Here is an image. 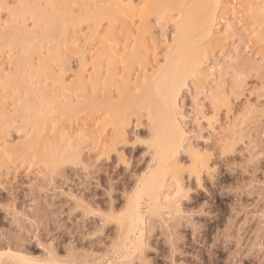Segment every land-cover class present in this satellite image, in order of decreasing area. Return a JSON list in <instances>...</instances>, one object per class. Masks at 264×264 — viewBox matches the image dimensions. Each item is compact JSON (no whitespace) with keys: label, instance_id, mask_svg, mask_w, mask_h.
<instances>
[{"label":"rangeland","instance_id":"1","mask_svg":"<svg viewBox=\"0 0 264 264\" xmlns=\"http://www.w3.org/2000/svg\"><path fill=\"white\" fill-rule=\"evenodd\" d=\"M101 1L64 0L66 2L64 8L66 6L69 7L70 9L66 10L79 17V15L84 16L87 14L85 12L89 9L87 10L86 7L92 8L96 3L98 6L100 5L98 2L102 3ZM151 1L153 0H149V2ZM159 1L157 0V2ZM222 1L230 9L228 14L232 11L230 7L232 4H241L248 1L251 4L254 2L255 5L257 2L256 0H253V2L250 0ZM91 2L94 6L90 5ZM154 2L156 3V1ZM9 3L11 5H19V8L22 7L21 9H25V6L30 9L34 5V8L38 6L45 8L46 0H9ZM146 3L148 2L146 1ZM133 4L140 5L143 3H141V0H133ZM73 5L76 7H73ZM49 8L52 7L50 6ZM51 10H53L52 14L55 10L54 16L61 11L59 7ZM137 10L140 12L139 9ZM6 11L0 12V38L4 40H2V44L9 39L7 37L5 40V35L1 37L3 36L1 35L2 28H7L8 26L9 29L13 27V29L10 28L8 31H15L16 26H10V21L13 25L16 24L19 27L18 22H14V18L8 15L9 11L7 13ZM138 11L135 10L133 15L136 12L137 14L132 19L130 17V20L127 18L128 22L132 23L129 25L131 29H128L131 31L144 27L139 30L144 35L141 34L143 37L142 42L144 43L142 47L146 48L145 52L147 55L146 53L145 55L148 58L146 59V64L148 65V67L146 65V69L150 70L151 73L152 69L156 70L158 67H164V62L167 60L166 54H168L176 40V30L173 27L174 23L171 20L170 13L166 15L167 17L170 16V19L168 18L167 31L158 29L155 31L146 30L145 26H141L143 24L140 23L142 18L138 19ZM83 13L85 14L82 15ZM61 14H64V19L65 13L61 12ZM219 14V22L216 23L215 27L217 32L215 40L212 46L209 47L208 55L204 58L202 64V72L203 74L205 73L203 80L206 81L202 80L200 86L197 80L195 81L198 84L193 78H189L178 97V106L181 114L179 123L184 132L185 141L183 148L179 152L180 154H178L179 156L176 158L177 171L173 180L177 182L174 183L173 180L168 182L169 191L167 190L165 193L167 197L161 195V197L163 196L161 205L155 214L147 213L145 201H142L143 235L138 245L139 248L136 250H132L136 241L132 235L131 237L126 235L127 226L123 224L124 221L121 216L127 207L129 199L139 185V181L149 172L150 167L154 165L152 143L155 138L152 132L153 125L149 123L147 116L144 117L146 115V113L142 112L144 108L140 112L137 110L139 112L138 115L136 114V108L130 105L131 102L128 103L135 110H131L132 112L134 111L132 113L126 110L127 107L124 109V113L129 119L125 120L127 123H125V127L123 126V129H125L124 136H119L118 139L114 135L112 136V126L107 122L106 126L103 127L104 135L102 134V139L98 142L101 147L98 144L94 145L96 138L93 135H89L91 138L87 135V130L92 128L94 124L89 126L88 119L86 118L87 122L84 121L80 118L82 115L78 118L79 114L76 116V120L77 118L78 120H75L77 123L75 121L68 123V119L64 120V114L62 116H60L61 114L57 115L59 119L63 117L62 122H60V119L59 122L56 121L54 123L56 125L58 122V128H56L57 126L54 127L55 125L53 126L52 123L51 126H53L52 129L56 128L55 130L60 135V139L52 136L53 133L51 132L53 131H49L51 129L50 125L45 128L48 135L45 131L41 133L43 129L37 124L40 122L35 124L32 121L30 122L34 125L33 129H35V132L37 131L36 129H41L38 130V134L34 133L32 129L29 131L26 123L24 124L27 130H22L24 127H22L23 123L21 122L19 125L22 129L19 125L17 126L22 131H17L14 128L16 125H13V123L9 127L8 122L19 123V119H23V117L19 118V116L14 114L19 112L18 109L20 108L17 107L25 102L19 101V97L23 98L25 94L23 95L21 91L20 94L16 93L18 92L15 89L16 84H14L12 89L13 84L7 86L9 89L5 88L7 83H5L6 85L3 83L4 87L0 80V118L3 116L0 119L1 264H30L26 260L23 261L22 258L26 257L28 260L46 261L56 264H132V261H135V264H261V261H264V251H262L264 249V40L255 44L256 41L250 31L253 27L250 29L249 26L252 23L247 20V23H245L246 28L241 34H237V39L234 43L232 35L230 33L225 34L228 33V30L226 32L227 27H223L227 25L228 14L223 15L222 12H219ZM25 15V20L22 19L24 22L21 17L19 24L22 21L24 28L26 26L27 30L29 28L33 30V20L27 14ZM59 16L55 18L61 21L62 15L60 16L61 19ZM172 17H174V13ZM62 22H60L61 25L57 22L60 25V29L57 27V30H59L58 33L61 30V34L68 26L67 24L62 25ZM248 22L251 24H248ZM87 24H84V26L86 27ZM104 25L106 26V23ZM20 26L22 27V25ZM35 27L38 28V26ZM85 27L82 26L84 33L80 32V42L82 35L86 34L87 27ZM222 27L223 31H220ZM254 27L256 28V26ZM257 28L259 29L258 26ZM261 28L259 29L260 31L257 30L260 33L261 31L264 32ZM38 29L42 31V28ZM38 29H36L37 32ZM247 29L250 30L248 31ZM3 30L6 35L9 34L6 31L7 29ZM137 30L132 32L136 34ZM55 33H57L56 30L51 35L54 36ZM58 33V37L55 35L57 40L62 37ZM13 34L14 32L11 35L13 36ZM11 35L9 36L10 40L14 38L18 41L21 40L19 39L20 37L14 36L12 38ZM141 35L139 34L137 37L134 35V38L136 39ZM241 35L243 36V43L240 39ZM55 37L54 40L56 41ZM251 37L253 40H251ZM17 40L16 42H14L15 39L10 41L13 43H11L12 47H10V42L7 41L10 46H5L8 44L6 43L3 46L4 48L6 47L4 52L2 51L3 49L1 50L2 53L0 52V79L7 77L9 80V77L14 78L13 75L15 73L20 76L24 73L22 81L25 83L26 79L25 85L28 87L27 80L28 82L31 79L35 80L33 79V74L36 73L30 71L34 70L36 72L37 69L35 68H37L36 65L38 66V57L40 56L38 54V57H36V54L35 56L33 54L30 55V58L32 56L31 63H34L33 65L35 66L33 70H30L28 68L30 65L28 66L26 60L28 56L25 58L23 53L24 51L26 52L24 44L23 46L21 45L23 51L19 46L20 44H18L21 41L18 42ZM121 40L120 43L122 45H120L123 46L124 42ZM15 43L18 44L16 45L17 47H15ZM92 43H94L93 45L96 44L95 41ZM81 45L83 44L81 43ZM93 45L89 46L91 49L88 47L87 51L84 46L85 53L83 54H80V52H83V47L74 48L75 50L79 48V53L73 49L66 52L64 63L62 62L60 65L51 63L49 71L53 74L50 75L58 74L57 76H60L61 81L67 85L70 84V88L76 87L72 83L74 84L78 81L77 76L79 75L78 77H80V72L88 75L92 71L88 59L90 58L91 61V57L94 58ZM23 58L26 61H22L27 64L19 62V66L17 63L19 69L16 70L14 68L16 65L14 64ZM81 62L86 64L85 68H89L87 70L91 68V71H88L89 73H87V70L82 69ZM61 64L63 65L61 66ZM20 69L21 71L23 70L21 74L19 73ZM133 69L130 74H127L129 71L126 72L128 77L129 75L131 76L129 77L131 80L133 78L132 82L129 81L131 84L140 73L139 69ZM41 76L45 77V75ZM206 77L207 79H205ZM46 78L48 77L46 76ZM46 78H40L41 82L44 79L46 81L44 80L39 84V86L42 85L43 88H46L44 93L46 90L49 92L54 89L50 87L52 84L50 78ZM218 78L219 80H217ZM15 80L18 82L17 79ZM9 81H7L8 84ZM16 81L15 83H17ZM11 82L14 83L13 80ZM48 83L50 84L49 87ZM64 83L60 84L64 86ZM214 83L217 87L214 86ZM53 84L57 85V83ZM211 84L212 86H210ZM128 85L130 86V84ZM42 86L38 88L41 89ZM74 87L73 90L75 89ZM57 88H61V85ZM220 88L224 90L223 94ZM5 89L8 91H5ZM215 89L216 92L220 91L222 94L220 95L219 93L222 100L219 99V102L217 99L214 104L209 97V92L212 90L214 93ZM73 90L69 93L71 94L69 96L73 98V100H70H77V103L79 102V94L74 92V97ZM113 93L112 91V95ZM115 93L117 92L115 91ZM53 94L49 96H53ZM113 96L116 95L114 94ZM29 98L30 96H28V100ZM76 103L74 102L73 104ZM23 106L25 107V105ZM131 107L129 108L132 109ZM8 115L10 117L14 115L19 119L17 118V120L13 117L11 121ZM4 117H6V121L8 120V124H6ZM2 119L3 121H1ZM23 120L26 121V119ZM23 120L22 122H24ZM71 120H74V118ZM64 121L67 122L65 123ZM41 123L40 126H42ZM47 124L45 125L47 126ZM85 126H87V129ZM97 129L95 128L91 132L94 131L95 133ZM39 133L40 136L44 133L47 136L43 138L44 140L41 139L42 142H38L42 143V145H34L31 148L33 151L28 149L27 152L25 147L29 144L31 145L33 141L36 143L34 139L39 137ZM35 134L38 137H35ZM92 136L95 138L94 140ZM50 137L58 138L59 141H53ZM112 137L115 139L113 142L111 141ZM31 138L33 141H29L30 143L28 144V139ZM49 139H51V144L48 142ZM44 141H47V145L43 143ZM53 144H56V146ZM53 147L56 149V156L54 153L52 154ZM19 148L20 150L22 148L25 149V154L26 152L30 154L27 156L21 150V153L25 155L24 158L21 153L19 154ZM70 148L77 149L76 152L79 153L78 160L71 159L73 150ZM15 150L22 158L16 156L17 154L15 155ZM48 154L55 157H48ZM58 154L61 158L58 157ZM41 156L43 159L46 156L47 159L45 158L43 161ZM62 156L71 157L62 159ZM56 157L60 160H57ZM46 160L47 162H45ZM120 218L123 222H121ZM18 257L20 258L19 261Z\"/></svg>","mask_w":264,"mask_h":264},{"label":"bare ground","instance_id":"2","mask_svg":"<svg viewBox=\"0 0 264 264\" xmlns=\"http://www.w3.org/2000/svg\"><path fill=\"white\" fill-rule=\"evenodd\" d=\"M146 1L148 3H151V2L153 3V1H156V3L155 2L154 3L160 4V5H191V7H174V8L161 7L158 9L160 14L163 16H166V15H168L167 13H170L169 15L171 16V20H173V23H174L173 27H175V30H176V34H175L176 40L174 41L175 43H173V45L171 46L168 54L165 53L167 55V60L165 59L166 62H164L165 63L164 67H158L156 70L152 69L153 71L151 70V73H150V70L148 71L146 69V65H147L146 59H148L146 56L147 53L145 52L146 48L144 47L145 48L144 49L142 47V44L144 46V43L142 42L143 41V37H142L143 32H141L140 30H142L144 27H142L141 29L137 28L138 30L137 29L136 30L138 32H136V34L133 33L136 30L130 31L131 27L129 25H131L132 23L130 22L131 23L130 24L128 21L130 20V18L132 19L133 16L135 17L137 12H136V14L133 15L135 10L127 8V5L133 4V0H102L101 1L102 3L98 2V4H100V5L97 6V3L95 4L96 7L94 5H92L93 3L91 2L90 5H92L94 7H92V8L86 7L87 10L89 9L88 11L85 12L87 14L83 13L82 15H84V14L85 15L84 16L79 15V17H78V15L76 16V14H74V13H69V11L66 10L69 7H67L66 5H65L66 8H64V4H66V2H64V0L63 1L62 0H46V3L44 5L45 8H42L43 6L42 7L38 6V7L34 8L35 5L31 6L33 8H30V9H28L27 6H25L26 7L25 9L24 8L21 9L22 7H20V8L15 7L12 9L11 12H9L8 15H11L12 18H14V20H13L14 22H16V23L18 22L17 24L19 27H17L16 24L13 25L12 22L9 20L10 21L9 23H11L9 25L10 26L11 25L16 26V28H15L16 30L15 31L10 30L11 32H9L8 30L10 28L13 29V27H10V26H9L10 27L9 29L7 26V28H2V30H1L2 31L1 35H3L1 37H4V35H5V38H4L5 40L8 37L9 38V39H7L8 42L13 41L14 39H15L14 42H16V40H17L16 38L10 40V37H9L13 32H14L13 36L11 35L12 38L14 36L17 38L20 37L19 39H21L20 41L22 44L21 43H18V44H20L19 46L21 47L22 50H23L22 46L24 44V48L26 49V52L23 50L24 51L23 53L25 54V58L28 56L27 57L28 59L26 58V60L28 62V66L29 65L31 66V67L30 66L28 67L30 70H33L35 67L33 65L34 63H31L32 56L30 58V55L33 54L35 56V54H36V57L40 56V57H38L39 58L38 63H37L38 66L35 63V65L37 67V68H35V69H37L36 72H34V70L30 71V72L36 73L37 75L33 74V73L32 74L34 77L35 76H37V77L34 78L32 76L33 79H35V80H32L30 77L31 81H29V82L27 80V83H28L27 85H28V87H30L29 89L25 85L26 79H25V83H23L24 81H22V78L24 77L23 76L24 73L22 72L23 70L21 71V69L19 70L20 74L23 73L21 76L18 75V73L17 74L15 73L13 75L14 78L12 76H11L12 78L9 77V80L10 79H11V81L13 80L14 83L9 81L7 77H5V79H3V77H2V79H0L2 82V86L5 83H7V85L5 84L6 87L4 85L5 88H7L8 85L10 86L11 84H13L11 87V89H12V88H14L13 87L14 84H16L15 89H17V91H18L16 93L20 94V91H21V92H23V95L25 94L24 95L25 97H23V98L19 97V101L21 100V102H23V101H25V102H23V104L21 103L22 105L20 104L21 107L20 106L17 107V105H16V107L20 108V109H18L19 112H17L14 115L19 116V118L23 117V119H26V121L27 122L29 121V122L27 124V122L24 121L22 118L21 119L24 122H22L21 119H19L18 117L14 116V115L11 117L8 115L11 118V121L13 120L12 119L13 117L15 119H17V118L19 119V123L17 122L18 124L16 122H10L9 121L8 122L10 124L9 125L7 123V121L10 119L6 116L8 118V120L6 121V117H4L5 122H6V124H8L9 127H11V124L14 123L13 125H16V127H14V128H16L17 131H20L22 129V127H24V129H22V130L28 129L30 131L32 129V131L34 130V133L38 134V130L43 129V130H41V133H43L44 131L46 132L47 129H45V128H48V125L51 126L53 124V126H54L55 125L54 123H56V121L59 122V120L61 119V118L59 119V117L57 116L59 114H61L60 116H62L64 114L63 117L64 116L66 117V118L64 117V120L68 119L69 120V121L67 120L68 123L70 121L73 123V121L76 120V116L79 114L78 118L82 115V117H80L81 119H83L84 121H86L88 119V122L90 123L89 126H92V124H94L93 127H95V125H98L95 127L96 129L98 128L97 130H95L96 131L95 133H94V131L91 132L92 130L95 129L93 127H92L93 129L88 127L89 129L87 130L88 136L93 135L96 138L95 139L92 136L93 140L95 139L94 142H96L94 145H96L102 139L103 127L106 126L105 124H107V122H108V124H110L112 126V132H113V134L111 133L112 136L114 135L115 138L117 137V139H118L119 136L123 135L124 130H125V129H123V126L125 125V123H127V121H125V120L129 119V118H127L128 116L124 113V109L126 107L128 108V109L126 108V110H128V111L135 110L133 108V107H135L136 111L138 110L139 112L144 108V111H142L143 113H146V115H144V117L147 116L149 123H151L153 125V128H152V126H151V128H152V132H153V137L155 138L153 143H152L153 144L152 147L154 148L153 149L154 150L153 151L154 152L153 153V157H154V159H153L154 163L153 164L154 165H152L150 167L149 172L139 181V185L135 189L133 196L129 199V201L127 203V207H126L123 215L121 216L122 220L124 221L123 224H126V226H127L126 235H128L130 237L132 235L134 237V240L136 241V242H134L135 244H133L132 250H136L139 248L138 245L141 242V238L143 235L144 218H143L142 212H141L142 201L143 200L145 201L147 213H149V214L152 213V215L155 214V212L157 210H159L158 208L161 205L160 203H161L162 197H163V196L161 197V195H165V196L167 195L165 193L169 189L168 188L169 187L168 182L172 181L175 178V173L177 171L176 170V167H177L176 166V160H177L176 158H177V156H179L178 154H180L179 152L183 148V144L185 141L184 132L182 131L181 125L179 123L180 122L179 119L181 118V114L179 111L180 108L178 106L179 105L178 104V97H179V94L181 93V89L183 88V86H185V84L189 78L190 79L193 78L194 81L197 80L201 86V84H202L201 81L203 80L204 74H205V73L203 74V72H202L203 60H204V58L207 57L208 49L210 46H212V43L216 37L217 32L215 30V27L217 24H212L211 21H208L207 25L205 24V21L207 20L209 13L215 11V8L204 9V8L198 7V5L209 4V3L215 5L218 3L221 5V7L219 8V12H222L223 15L228 14L230 12L229 11L230 9L227 7V5H225V3L223 4L222 0H164V1L158 0L159 2H157V0H153L151 2H149V0H146ZM146 1L141 0V3L145 4ZM250 1L253 2V0H250ZM256 1L257 2L255 3V5H259L260 0H256ZM0 3L6 4V5H11V3H9V0H0ZM53 4L57 5V7H59V10L61 9L60 13L59 14L57 13L60 16L62 15L61 21H58L57 18H55V17H58V15H55V16L53 15L55 10L52 14L53 10H51L52 8H49ZM244 4H251V3H249L247 1V2H244ZM36 5H39V4H36ZM109 5L111 7H108ZM140 5H142V4H140ZM253 5H254V2H253ZM6 10L7 9H5L4 11H6ZM7 11H6V13H7ZM56 11H58V10H56ZM136 11H138V10L136 9ZM61 12L65 13V15H66V16H64V19H63L64 14H61ZM140 12L138 11V13H139L138 19L142 18V14ZM175 12H177V13L175 14ZM253 12H254V14H253L252 18L248 19V21H250L252 24L250 22H248V24H251V25H249L250 29L252 27L254 28V29L252 28L253 31L250 29L249 30L252 32L253 38L256 41L255 44H257V43L263 42V40H264V34L263 33L264 32H262V31H261V33L259 32L260 27H262V22H261V20L259 21L260 18H259L258 8L254 9ZM24 13L27 14L29 16V18H31L33 20V24H32L33 30H32V28H31V30H30V28H29V30H27L26 26L24 28V26L22 24V21L24 22V20L26 18V15ZM67 13H69L70 15ZM173 13H174V17H172ZM131 15H132V17H131ZM60 16H59V18H60ZM170 16H168L167 18H169ZM20 18H21V20L22 19H24V20L20 21L21 23L19 24ZM56 21L59 22V24H60V22L63 21L64 23L62 22V25H64V24L68 25L67 27L64 26L66 28H65V31L62 32V34H61V30H60V33H58L59 30H57V27H58V29H60L61 24L59 25ZM133 21H134V19H133ZM141 21H142V19H141ZM68 22H70V23H68ZM87 23H89V24H87ZM105 23H106V26L104 25ZM140 23H143V22H140ZM246 23H247V20H246ZM56 24H58V25H56ZM84 24L88 25V26L86 25L88 32H86L87 30L85 31L83 28V30L85 31L86 34L82 35L81 42H80L79 41L80 40L79 38L81 37L80 32L84 33L82 31V26L85 27ZM20 25H22V27ZM118 25H120V26L118 27ZM35 26H38V28H42V31H40V29L36 28ZM55 26H56V28H55ZM141 26H144V25L141 24ZM254 26H256V28L258 26L259 29L258 28L256 29ZM34 27H35V29H34ZM139 27H140V25H139ZM223 27H227V25L223 26ZM53 28H55V29H53ZM128 28H130V29H128ZM3 29H7L6 31H8L9 34L10 33L11 34L6 35V33H4L5 31ZM36 29H38V32L39 31L40 32L38 33ZM261 29L264 31L263 27ZM34 30H36V31H34ZM55 30L58 34H60L59 36H62V37L58 38V40L55 37V35L57 36V33H55L54 36L51 35L52 32L54 34ZM227 30H228V28H226V32H227ZM257 30H259V31H257ZM213 31L215 32V35H210V32H213ZM144 32H146V31H144ZM139 34L140 35L142 34V35L135 39L134 35H136L135 37H137V35H139ZM54 37L56 38V41L54 40ZM120 38L121 39L123 38L124 41H123V39L121 40ZM253 38L251 40H253ZM2 40H3V38L2 39L0 38V52L1 53H2V51L4 52V49L6 48V47L4 48L3 46L6 43H8L7 41H5V43L2 44L1 42L4 41V40L3 41ZM120 40L122 42H124L123 46H121L122 44L120 43ZM20 41H18V42H20ZM94 41L96 43L95 45H93L94 43H92ZM11 43L12 42H10L11 46L9 45V43L6 44L5 46L8 45V46L12 47L13 43L12 44ZM81 43L83 45H81ZM18 44L15 43V47H17L16 45H18ZM78 44H80V45H78ZM263 44H264V42H263ZM91 45H93L92 50H94V51H92V50H90V51L94 52L93 53L94 58L91 57L92 60L90 61V58H89L88 61L90 62L89 65L91 64L90 66L92 67V71H91V68H90V70H87L89 68H87V69L85 68L86 64L88 65V63L84 62L83 61L84 59H82V61L84 63H86V64H84V63L82 64V62H81L82 66L81 65L80 66L82 67V69L83 70L85 69V71L87 70V73H89L90 71L91 72L88 75L87 74L85 75L83 72H80L81 74L79 73L80 77H78L79 75L77 76L78 81L75 82L74 84L72 83V85L76 86V87L73 86L75 88L74 90H73V87L70 88L71 87V86H69L70 84L67 85L63 81H61L60 76H57L58 74L57 75H50V74H53V73H51V71H49V68H50V65L52 62H53L52 64L56 63V64L60 65V63L65 61L64 56H66V54H67L66 52H69L72 49L75 50V49H77V47H79V48L83 47L84 48V46L86 47V51H87V48ZM94 46H96V47H94ZM141 47H142V50H141ZM79 48H78V50H79ZM89 48L91 49V47H89ZM78 50H75V51H77L79 53ZM75 51H72V52H75ZM143 51H144V53H143ZM147 51H149V50H147ZM83 53H85V48L83 49V52H80V54H83ZM145 53H146V55H145ZM37 54H38V56H37ZM89 55H91V54H89ZM25 58L18 60V62H16L14 64V65H16L14 67L16 70L19 69L18 68L20 66L19 62L20 63L21 62L26 63ZM22 60H25V61H22ZM39 60H40V63H39ZM155 62H156V60H155ZM17 63L19 66L17 65ZM62 65L63 64H61V66ZM134 66H135V68L139 69L140 75L137 72L138 70L135 71V72H137L138 76L136 78H134V82L131 84L133 78L131 80L129 78L131 76L129 75V77H128V75H126V72L129 71L127 74H130V72L132 71ZM147 67H148V65H147ZM135 68L133 70H135ZM121 69H122L123 73L121 72ZM16 72H18V71H16ZM41 75H43V76L45 75V77H42ZM18 76H20L21 79H20V77L18 78ZM46 76L48 78H50V82H52L51 85L49 84L50 82L48 83V87L50 85V87H53L54 89L50 90L49 92L46 90L44 93V90L46 88H43V86L40 85V86H42L41 89L43 88L42 89L43 91H42L38 87H40L39 84H41L45 80L44 79L41 82L40 78H46ZM15 77H17V78H15ZM207 77L205 79H207ZM48 78H46V79H48ZM15 79H17V80L20 79V80H18V82H17ZM136 79H138V80L136 81ZM217 80H219V78ZM7 81H9V84ZM15 81L17 83H15ZM129 81H131V82H129ZM195 82H193V83H195ZM204 82H203V85H204ZM213 82H214V80H213ZM53 83H57V85L53 84ZM60 83H62V84L64 83L65 85L63 86ZM198 83L196 82V84H198ZM215 83H214V86H216ZM58 84H59V86H58ZM128 84H130V86ZM55 85L57 87H60V85H61V88L58 89ZM66 86H69V87H66ZM210 86H212V84ZM45 87H46V85H45ZM55 88H57V89H55ZM7 89H9V88H7ZM113 89L117 93H115V91ZM24 90L26 91V93H24L25 92ZM53 90H56V91L53 92ZM72 90H73V93L76 92V94H79L78 95V98H79L78 101L79 102H77V103H76L77 100L76 101L70 100V99L73 100V98L71 96H69V95H71L69 93L72 92ZM220 90H222V89L220 88ZM5 91H8V90L5 89ZM13 91H14V89H13ZM77 91H78V93H77ZM112 91L114 92L113 95L115 94L116 96L112 95ZM211 91L209 92V95H210L209 97H210L212 103L215 104V100L218 99V101H219V99H221L219 96L220 91L216 92V89H215L214 93H213V91L212 92ZM46 93H47V95H46ZM221 93L223 94L224 90H222ZM221 93H220V95H222ZM52 94H53V96H49ZM27 95L30 96L29 100H28ZM74 95H75V93L73 94V96ZM76 97H77V95H76ZM209 97L207 96V98H209ZM23 99H25V100H23ZM75 99H77V98H75ZM72 102L73 103L75 102L76 104H73ZM130 102L133 104H131ZM128 103H130V105L133 107H131ZM23 105H25V107ZM127 105H129V106H127ZM129 107H131L132 109H130ZM18 110L16 109V111H18ZM126 110H125V112H126ZM138 111L136 112V114L139 113ZM101 114L104 116H102ZM135 116H137V115H135ZM63 117H62V119H63ZM1 118H3V116H1ZM73 118H74V120H71ZM78 118H77V120H78ZM15 119H14V121H16ZM62 119L60 120V122H62ZM96 120H97V122H96ZM1 121H3V119ZM31 121L34 124L36 122H40V123L42 122L41 123L42 126H40V123H37V124H39V127L41 129L38 128V129H36L37 131L35 132V129H33L34 125L32 123H30ZM67 121H64V122L66 123ZM20 122L23 124L26 123V127H28V128L26 129L25 124H24V126L22 124V127H20V125H19ZM58 122H57V124H58ZM29 123L31 125L30 128H29V126H30ZM43 123H45V124L48 123V124L46 126ZM57 124L54 127L57 126L56 128H58L59 124L58 125ZM87 124H85V125H87ZM13 125H12V127H13ZM17 125H19V127L21 129L18 128ZM53 126H51V129L49 128L50 130L49 129L48 130L50 132L52 130L53 131V132H51V133H53L52 136L58 137L60 139V137H59L60 135H58L57 131L55 130L56 128L52 129ZM35 128H37V127H35ZM85 128L87 129V126H85ZM32 131H31V133L34 135V133ZM54 131H55V134H54ZM88 131H90V132H88ZM27 133H29V132H27ZM51 133H49V134H51ZM37 134H35V137H38V136H36ZM46 134H47V132H46ZM33 135H32V137H34ZM41 136H44V137H41ZM41 136L39 133V137H38L39 139L38 138L36 139L34 137L35 138L34 140L36 141L37 144L32 140V138L28 139V144L30 143L29 141H31V142L33 141L34 144L33 143L31 145L29 144L30 145L29 148H28L29 145L28 146L26 145L27 147L24 146L27 149V152H28V149L33 151V149H31V148H33L34 145H38V144L42 145V143H38V142H40V141L42 142V140H44L43 138H45L47 136H45V133ZM89 137L91 138V136H89ZM151 137H152V135H151ZM50 138H52L53 141H56V142L59 141L58 138L57 139H54L53 137H50ZM120 138H123V137H120ZM103 139H104V137H103ZM112 139H111L112 142L115 141L114 137H112ZM93 140H92V142H93ZM50 141H51V139L48 140V142H50ZM120 141H122V140H120ZM102 142H103V140H102ZM26 143H27V141H26ZM43 143H46V145H47V141H44ZM50 144H51V142H50ZM53 145L56 146V144H53ZM77 147H74V148H77ZM94 147H96V146H94ZM67 148H69V147L67 146ZM52 149H54L53 152L51 150L52 154L54 153V155L56 156L57 152L55 151L56 150L55 147H53ZM70 149H72V148H70ZM19 150H20V148H19ZM21 150H23V152ZM21 150L19 151V154L21 152L22 153L25 152L24 151L25 149L22 148ZM57 150H58V148H57ZM72 150H73L71 152L72 155L70 154L72 157L71 156H66V157H71L72 160H78L79 153L76 152L77 149H75V150L72 149ZM31 151H29V152H31ZM15 152H16L15 155L17 154L16 156H19L20 158H22L21 157V155H23L22 153H21V155H18L17 150H15ZM27 152H26V154H27ZM73 152H74V155H73ZM61 153H60V155H61ZM29 154H27V156ZM25 155H23L24 158H25ZM46 156H45V158H46ZM49 156H51V155L48 154V157ZM53 156H51V157L53 158ZM58 157H59V154H58ZM66 157L62 156V159H67ZM45 158L43 159V157H42L43 161L45 160ZM59 158H61V157H59ZM59 158H57V160ZM51 161H52V159H51ZM45 162H47V160ZM173 181H174V183L177 182L176 180H173ZM168 195H170V194H168ZM167 201H168V199H167ZM120 220H121V218H120ZM122 220H121V222H123ZM126 238H128V237H126ZM6 254H9V253H6ZM6 254H3V255H6ZM0 256H1V254H0ZM26 258H22L23 261L26 260L30 264L32 261H37V260H31V259L28 260V258L27 259ZM19 259L20 258L18 257V261H19ZM43 261H45V260H43ZM39 262H40V264H56V263H51V262H46V261L45 262L39 261ZM21 263H23V262H21ZM0 264H1V261H0Z\"/></svg>","mask_w":264,"mask_h":264},{"label":"snow or ice","instance_id":"3","mask_svg":"<svg viewBox=\"0 0 264 264\" xmlns=\"http://www.w3.org/2000/svg\"><path fill=\"white\" fill-rule=\"evenodd\" d=\"M19 7V5H6L3 3H0V12H3L5 9H7L9 12L12 11L13 8ZM52 8H56L57 5L53 4L51 5ZM73 7H76L73 5ZM108 7H111L110 5ZM161 7H191V5H160L155 3H145L142 5H135V4H129L127 5V8L129 9H139L142 14V22L145 26L146 30L155 31V30H161V31H167L168 27V18L167 16H163L158 11ZM200 8L204 9H212L215 8V11L210 12L207 20L205 21V24L207 25L208 21H211L212 24H216L219 22V8L221 7L220 4H201L198 5ZM232 11L227 16V28L228 33L226 34H232L233 42L235 43V40L237 39V34H241L242 31L245 28L246 20L252 18L254 12V9L259 10V18L262 22V27H264V0H260L259 5H253V4H232L230 5ZM220 31H223V27L220 29ZM210 35H215V32H210ZM240 39L243 43V36H240ZM264 251V249H262ZM31 264H40L39 261H32ZM132 264H135V261H132ZM261 264H264V261H261Z\"/></svg>","mask_w":264,"mask_h":264}]
</instances>
